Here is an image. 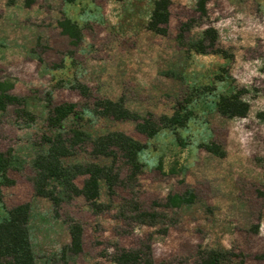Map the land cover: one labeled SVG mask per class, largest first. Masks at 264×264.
Instances as JSON below:
<instances>
[{
  "label": "rangeland",
  "instance_id": "rangeland-1",
  "mask_svg": "<svg viewBox=\"0 0 264 264\" xmlns=\"http://www.w3.org/2000/svg\"><path fill=\"white\" fill-rule=\"evenodd\" d=\"M24 1L0 0V82L24 102L0 111V152L11 158L12 182L0 179V218L30 205L36 264H60L70 221L82 229V252L69 264H114L113 247L142 243L154 264H200L204 250L264 264V0H170L161 33L148 30L156 0ZM207 29L221 54L193 50ZM232 96L248 105L245 117L218 113ZM97 99L121 101L143 117L182 108L188 119L147 138L135 122L95 115ZM64 103L82 115L65 121L66 133L74 126L98 136L121 132L145 147L136 182L111 196L101 186L100 212L75 198L56 213L32 187V162L51 133L49 110ZM212 144L223 155L208 152ZM89 152L68 162H94ZM140 212L158 217L153 227L139 222Z\"/></svg>",
  "mask_w": 264,
  "mask_h": 264
},
{
  "label": "trees",
  "instance_id": "trees-1",
  "mask_svg": "<svg viewBox=\"0 0 264 264\" xmlns=\"http://www.w3.org/2000/svg\"><path fill=\"white\" fill-rule=\"evenodd\" d=\"M35 0H25L26 7L34 4ZM170 0H156L148 30L154 33L164 32L159 28L160 24L168 22V7ZM216 32L207 29L203 34V41L193 45V50L198 54H221L215 49ZM208 41V45L204 44ZM5 83L0 82V111H4L7 105H22L23 100L7 93ZM82 97L86 98L89 91L85 86H78ZM175 112L172 116H160L155 118L151 114L145 117L130 112L121 101L97 99L94 103L95 115L111 118L116 121H131L136 123L137 131L152 138L160 130L183 126L188 119L186 110ZM248 112V105L237 97H226L220 101L218 113L227 118H243ZM20 116L32 119L30 113L20 108L17 110ZM82 115L76 113V105L64 103L54 106L49 110L47 122L50 135L44 137V151L39 153L32 162L33 176L32 187L36 196L47 199L55 212L63 203L75 198H82L94 211L100 212L106 206L99 203L100 189L104 185L108 195H113L118 187L127 188L136 182L137 175L142 165L139 160L140 152L144 145L133 140L121 132H110L104 135H91L81 128L74 126L65 132L64 123L73 118L82 119ZM264 123V112L258 115ZM89 147V156L94 162H77L70 164L69 159L75 157L78 150ZM206 150L214 155L221 156V152L215 145L206 147ZM11 168V158L0 152V179L1 183L12 184L7 178V172ZM123 168L126 175L122 177ZM83 178L82 187L79 188L75 181ZM158 217L155 214L140 212L138 219L141 224L153 227ZM30 219V205L20 204L7 212V217L0 218V264H36L32 250L28 224ZM70 242L61 251L60 264H69L71 257H76L82 252V229L75 222L68 225ZM234 255L227 251L207 250L200 254V264H234ZM112 262L114 264H154L151 245L142 243L138 248L126 249L113 247ZM76 264V263H72Z\"/></svg>",
  "mask_w": 264,
  "mask_h": 264
}]
</instances>
